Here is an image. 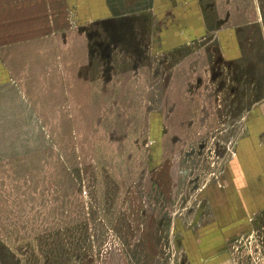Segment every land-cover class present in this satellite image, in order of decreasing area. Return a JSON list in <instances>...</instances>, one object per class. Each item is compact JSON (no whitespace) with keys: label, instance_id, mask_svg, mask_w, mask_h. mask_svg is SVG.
Masks as SVG:
<instances>
[{"label":"rangeland","instance_id":"rangeland-1","mask_svg":"<svg viewBox=\"0 0 264 264\" xmlns=\"http://www.w3.org/2000/svg\"><path fill=\"white\" fill-rule=\"evenodd\" d=\"M179 1L84 22L69 0H0V264H185L238 142L264 148V0ZM186 23L202 33L155 45ZM255 214L238 264H264Z\"/></svg>","mask_w":264,"mask_h":264},{"label":"crops","instance_id":"crops-1","mask_svg":"<svg viewBox=\"0 0 264 264\" xmlns=\"http://www.w3.org/2000/svg\"><path fill=\"white\" fill-rule=\"evenodd\" d=\"M69 2L75 7L78 19L84 22L115 19L118 16L122 18L145 11L152 13L156 19L165 20L167 17L165 10L161 9L162 4L168 3L169 13L172 14L176 13L177 7L181 4L179 0H69ZM154 26L153 24V28ZM175 26L174 24L156 29L154 43L157 47L172 46L203 31L201 24L196 27L194 23H186L183 29ZM223 35L226 37L222 41L223 55L226 60H232L235 58L231 55V49L235 50L234 39L231 40L228 34ZM257 142L258 134L252 132L238 142L236 152L240 157L237 156L238 160L233 158L228 163L222 177L223 186L212 185L208 190L206 204L211 206V211L195 215L192 225L182 230L180 247L184 252L185 264H237L234 249L238 247L243 249L242 246H247V241L255 245V239L260 231L254 228L252 220L256 211L264 206V165L261 166L264 163V148Z\"/></svg>","mask_w":264,"mask_h":264},{"label":"built area","instance_id":"built-area-1","mask_svg":"<svg viewBox=\"0 0 264 264\" xmlns=\"http://www.w3.org/2000/svg\"><path fill=\"white\" fill-rule=\"evenodd\" d=\"M239 248V247H238ZM238 248H235L234 251L236 252ZM253 253V252H252ZM238 264V263H237Z\"/></svg>","mask_w":264,"mask_h":264},{"label":"bare ground","instance_id":"bare-ground-1","mask_svg":"<svg viewBox=\"0 0 264 264\" xmlns=\"http://www.w3.org/2000/svg\"><path fill=\"white\" fill-rule=\"evenodd\" d=\"M251 131H252V128H251Z\"/></svg>","mask_w":264,"mask_h":264}]
</instances>
